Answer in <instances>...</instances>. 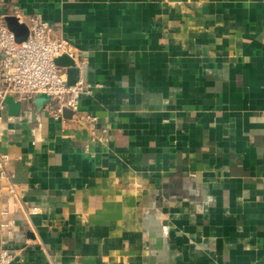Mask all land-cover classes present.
I'll use <instances>...</instances> for the list:
<instances>
[{"label":"crops","instance_id":"crops-1","mask_svg":"<svg viewBox=\"0 0 264 264\" xmlns=\"http://www.w3.org/2000/svg\"><path fill=\"white\" fill-rule=\"evenodd\" d=\"M12 15L87 58L96 118L4 111L13 264H264V0H0Z\"/></svg>","mask_w":264,"mask_h":264},{"label":"built area","instance_id":"built-area-1","mask_svg":"<svg viewBox=\"0 0 264 264\" xmlns=\"http://www.w3.org/2000/svg\"><path fill=\"white\" fill-rule=\"evenodd\" d=\"M16 22L25 25L27 37L17 41L8 28L5 16L0 17V120L4 117L6 96L15 101L26 102L38 95L48 97L47 113L52 120L65 125L67 122L91 124L94 116L83 114L79 108L81 96L90 94L93 86L83 76L87 58H82L57 30L40 16L27 17L12 15ZM67 57L71 67L78 71V77L72 85L67 83L68 67L61 66L57 59ZM71 113L64 117V111ZM11 119L10 116L7 117ZM12 156L0 152V193L17 209L26 210L23 206L25 188L13 180ZM36 207L28 208L29 214L36 212ZM5 208L2 215L9 214ZM14 251L0 247V264H11L15 259Z\"/></svg>","mask_w":264,"mask_h":264},{"label":"water","instance_id":"water-1","mask_svg":"<svg viewBox=\"0 0 264 264\" xmlns=\"http://www.w3.org/2000/svg\"><path fill=\"white\" fill-rule=\"evenodd\" d=\"M6 21H7L8 28L13 32L17 41L25 39L27 37L28 32H27V28L25 25L18 24L14 17H7ZM59 59H57V61H59ZM71 66H72L71 64H70V66H67L68 67V69H67V83H68V85H72L74 79H76L78 77V71L74 68H69ZM39 96H41L40 101H43L44 99L48 100V97L46 95L41 94ZM20 104H21L20 102L15 101L13 99V97L9 96V95L6 96V98L4 100V105L9 110L10 116L11 115H13V116L17 115V113H18L17 111L20 108ZM13 110H15V112H13ZM64 117L70 118L71 113L69 111L65 110L64 111ZM13 263H14V261L11 264H13Z\"/></svg>","mask_w":264,"mask_h":264}]
</instances>
